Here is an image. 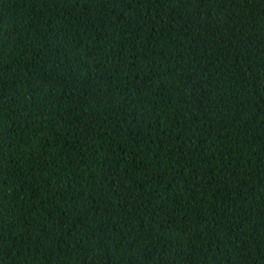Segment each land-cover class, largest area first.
<instances>
[{"label":"trees","instance_id":"obj_1","mask_svg":"<svg viewBox=\"0 0 264 264\" xmlns=\"http://www.w3.org/2000/svg\"><path fill=\"white\" fill-rule=\"evenodd\" d=\"M0 264H264V0H0Z\"/></svg>","mask_w":264,"mask_h":264}]
</instances>
